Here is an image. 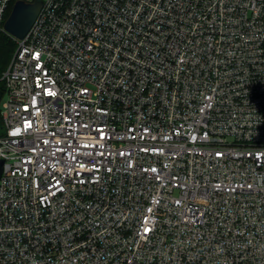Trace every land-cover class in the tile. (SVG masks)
<instances>
[{"label": "built area", "instance_id": "1", "mask_svg": "<svg viewBox=\"0 0 264 264\" xmlns=\"http://www.w3.org/2000/svg\"><path fill=\"white\" fill-rule=\"evenodd\" d=\"M16 42L0 264H264V0H43Z\"/></svg>", "mask_w": 264, "mask_h": 264}, {"label": "water", "instance_id": "2", "mask_svg": "<svg viewBox=\"0 0 264 264\" xmlns=\"http://www.w3.org/2000/svg\"><path fill=\"white\" fill-rule=\"evenodd\" d=\"M42 5L43 0H15L3 23L4 32L9 34L15 40L22 39L40 12ZM2 171L3 160H0V175Z\"/></svg>", "mask_w": 264, "mask_h": 264}, {"label": "trees", "instance_id": "3", "mask_svg": "<svg viewBox=\"0 0 264 264\" xmlns=\"http://www.w3.org/2000/svg\"><path fill=\"white\" fill-rule=\"evenodd\" d=\"M14 1L15 0L10 1V4L4 15L5 18L8 16ZM27 1H32V0H27ZM16 45H17V42L13 37H11L9 34L5 32L0 33V75L2 71L6 68L10 58L12 57L13 52L16 48ZM0 92L2 96L3 84L1 80H0ZM2 128H3V125H2V121L0 117V133L2 132Z\"/></svg>", "mask_w": 264, "mask_h": 264}, {"label": "rangeland", "instance_id": "4", "mask_svg": "<svg viewBox=\"0 0 264 264\" xmlns=\"http://www.w3.org/2000/svg\"><path fill=\"white\" fill-rule=\"evenodd\" d=\"M3 96V95H2ZM0 108H1V102L3 101L4 97H0Z\"/></svg>", "mask_w": 264, "mask_h": 264}]
</instances>
